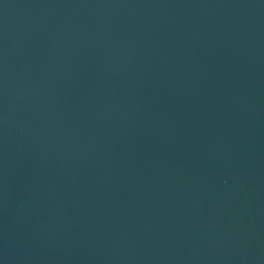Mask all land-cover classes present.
<instances>
[{
  "label": "water",
  "instance_id": "1",
  "mask_svg": "<svg viewBox=\"0 0 264 264\" xmlns=\"http://www.w3.org/2000/svg\"><path fill=\"white\" fill-rule=\"evenodd\" d=\"M0 264H264V0H0Z\"/></svg>",
  "mask_w": 264,
  "mask_h": 264
}]
</instances>
